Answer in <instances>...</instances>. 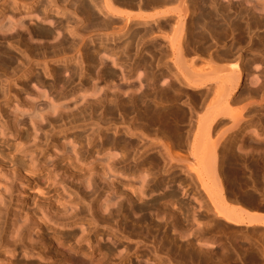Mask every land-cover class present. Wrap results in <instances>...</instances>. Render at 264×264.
<instances>
[{
	"label": "bare ground",
	"instance_id": "obj_1",
	"mask_svg": "<svg viewBox=\"0 0 264 264\" xmlns=\"http://www.w3.org/2000/svg\"><path fill=\"white\" fill-rule=\"evenodd\" d=\"M6 1H0V11L8 7ZM18 5H21L30 21L34 19L29 12L35 9L43 16L51 11L60 17H55L56 29L37 24L33 26L31 37L51 39L48 45L33 47L29 42L30 38L25 39L21 34L20 28L26 27L23 18L1 15L0 70L4 79L0 77V80L6 83L1 88V97L8 102L12 95V81L30 70L34 71L33 62L37 66L44 63L43 71L53 77L52 87L58 83L64 86L63 90L55 93V100L69 96L71 82L80 75L84 77L90 64L96 63L99 66L94 70L92 85L84 87L82 94H79L82 99L79 106L70 109L66 114L62 111L70 108L68 101L44 103L36 108L30 106L26 109L29 112L28 122L34 125L35 122L45 120L52 128H57L52 133L43 131L45 136L49 134L52 137L54 133L77 127L83 132H89L85 129L89 122L83 116L85 112L89 115L97 112L99 106L104 108L102 112L106 114L111 115L117 111L124 116L122 122L126 128L123 132L129 135L128 138L106 136L107 131L98 128L86 134L85 139L87 143H92L95 135L105 136L99 149H118L122 152V159L123 155L127 159L141 158L138 164L136 162L130 165L127 160V164L119 167L122 166L124 175L127 172L128 176H133L138 166L146 170V174L138 171L142 174L139 185L132 180L122 184L126 187L125 201L130 202L128 208L137 214L139 212L133 224L144 225L145 237L153 238V250L148 252L156 259V263L264 264V160L253 154V150L258 149L264 153V118H252L261 114V111L264 112V71L261 83H258L259 76L255 75L250 78L252 86L242 89L250 63L258 60L264 63V0H12L11 9H16ZM70 15L75 19L72 20ZM81 23L91 29L81 27ZM85 33L89 37L99 35L91 39V50L85 40ZM158 37L163 39V44L158 41ZM3 42L6 46L2 45ZM9 48L19 51L20 56L11 53ZM100 48L104 50L101 54ZM77 52L78 60L75 59ZM107 59L110 62L107 63ZM59 60L64 63V69L48 66L50 62ZM123 64H127L126 68H123ZM116 67L121 70L120 78L124 79L125 84L113 87L115 93L110 100L112 105L106 106L107 92L101 90L102 86L95 84V81L105 84L111 82L113 77L119 76L113 70ZM65 73L67 78H64ZM90 75L89 72L88 76ZM35 78L40 81L37 76ZM87 83L88 81L85 84ZM116 90L123 95H118ZM182 94L188 96V101L180 99ZM86 97H93L94 100L90 101ZM73 103L74 106L77 104L76 96ZM13 110L14 139L5 142L6 155L0 150V185L7 189L2 182L4 175L1 173L5 168L25 180L28 188L39 182L44 183L52 195L36 206H46L54 213L51 218L58 224L57 228L55 224L51 226L50 217L42 212L37 214L38 209L22 207L21 210L20 207L15 216L22 222L17 223L18 220H15L14 237L22 241L31 239L24 222L32 220L36 238L48 247L49 264L122 262L127 255L118 253V246L114 247L113 244L105 240L101 242L97 238L94 243L91 240L96 236V229H92L100 223L99 218L104 222L102 225H105L125 212V209L128 210L125 203L123 204L124 200L108 197L102 203L92 206L95 196L90 194L87 198L85 193H80L73 187L75 190L72 189V197L69 194L67 197L71 198L66 200L63 192L54 185V172L61 169L62 173L68 174L72 179L82 177L80 183L86 188L92 186L95 190L98 183L92 174L98 173L101 180L107 181L106 170L108 168L113 173L118 159L113 160L114 154L108 153L107 163L94 157L95 160L93 158L89 164L86 160L90 151L72 152L61 143L59 155L53 156L50 161H27L24 159L26 152L43 153L47 148L39 141L34 143V137L33 145L25 146L31 139L29 130L24 129L27 127V119L22 117L27 111L17 107ZM125 117L129 120L125 121ZM92 119L91 116L90 120ZM99 119L92 120V125H101ZM58 121L61 124L53 125ZM110 122L119 124L115 120ZM2 128L1 134L9 130L6 125ZM73 140L81 142V135H74ZM158 144L163 149H157ZM183 161L186 163L183 166L187 167L185 170H188L186 180L193 187L198 186L202 191L199 194L206 196V202L194 197L193 200L199 204L197 205L189 197H182L185 193L177 189L181 183L176 184L179 179L176 171L181 172L183 168L178 167V164ZM78 162L83 163L79 165ZM86 175L88 176L85 177ZM119 183L113 178L108 182L110 190L117 194L116 197L122 194L117 193ZM25 192L23 187L22 193ZM80 202L91 210L89 219L85 218L81 209L77 212L73 208ZM192 203L199 206L197 209L202 208L208 217L201 228H197L200 223L196 219L194 223L199 224L193 226L196 228L194 231L189 217V213L192 215V209L195 208ZM81 219L86 221L88 230L86 233L81 231L83 234H77L73 227L76 220ZM65 224L70 226L67 233L58 229V226ZM190 224L192 225L189 226ZM229 224L234 226L232 233L228 226V232L224 227ZM111 226L112 224L110 228H113ZM235 226L247 228L242 230L238 227L237 232L234 231ZM131 228L123 229L127 230V239L135 233L134 228ZM220 228L223 230H218ZM45 229L49 233H45ZM193 238L198 239V246L195 244L198 248L193 245ZM10 244L7 242V245ZM12 245L14 246L11 250H14L16 246ZM205 247L208 250L209 247L217 250L213 254H206ZM23 249L29 253L37 251L34 244L24 243ZM144 262L141 264H145ZM6 264L34 263H21L7 257Z\"/></svg>",
	"mask_w": 264,
	"mask_h": 264
},
{
	"label": "rangeland",
	"instance_id": "obj_2",
	"mask_svg": "<svg viewBox=\"0 0 264 264\" xmlns=\"http://www.w3.org/2000/svg\"><path fill=\"white\" fill-rule=\"evenodd\" d=\"M6 4L8 5V7L5 8L4 10L0 11V20H2V18H3V16H1V15H5V16L9 15L10 17H14V18H19V17L23 18V20L26 23V25H25L26 27L20 28L21 29V34H22V36L25 39H29L30 38L29 42L31 43V45L33 47L40 46V45H43V44H45V45L47 44L48 45V43L51 42L50 41L51 39L48 40V38H41V37H37V36L31 37L30 31L33 28V26H35V24H37L39 26H43V27L47 26L49 28L56 29L55 20H56L57 17H58L57 19H59V17H60L59 15H55L53 12L49 11L48 15L43 16L42 13H39L35 9V10H32L31 12H29V14L32 15L33 19H34V20L30 21L27 18V16L25 15V13L23 12L21 5H18L16 9H11L12 0H7ZM37 16H38V18H37ZM70 16L72 17V20L75 19L74 16H72V15H70ZM8 17H6V18H8ZM99 19H101L100 14H99ZM80 26L81 27H86V24H82ZM86 28H87V30L91 29L90 27H86ZM86 33H85V36H86L85 40H86V42L88 44V47L91 50V49H93V47H92L93 44L91 43V39L97 38L99 35L95 34V35H91L89 37L88 34H86ZM66 34L67 33H65V35ZM158 41L159 42L162 41L161 44H163V42H164L163 39H161L160 37H158ZM2 45L6 46V43L3 42ZM9 50L11 51V53L17 55L18 57L20 56V52L17 51L16 49L9 48ZM103 51L104 50L100 48L99 53L101 54V53H103ZM33 52L34 53H38V51H33ZM75 56H76L75 57V59H76L77 56H79V53L77 52L75 54ZM78 59H79V57H78ZM78 59H76V60H78ZM108 62H110V61H108V59H107V63ZM34 63L35 62L32 63V68L34 67V71L30 70V71H28V73L26 72V73L22 74L18 79H15V80L12 81V83H11V90H12L11 93H12V95H10V99L8 100L7 103L4 101V98H2L1 94H0V109H1V111H0V130H1L0 131V150L5 152L3 154L6 155V153H7V147L6 146L7 145H5L6 144L5 142L6 141H10L11 142L14 139L13 134L15 133V130H14V127H13L12 124H14L13 122L15 120V113L13 112L14 111L13 109H15L16 107L18 109H23V110L27 111L26 113L23 114L24 116L22 115V117L27 119V127H25L24 129L29 130L28 131L29 132V136L31 137V139L29 140V142H27L25 144V146L26 147H31L33 145L34 141H35L34 143H38V141H39L40 144H42L44 148L45 147L47 148L46 151H44L43 153H40L38 151H34V152H29L28 151V152H26L28 156L27 155H26L27 157L25 156V158H24L25 160L29 161V159H33V161H40L41 163L43 161L47 160L46 162H48V161H50V159L53 158V156L59 155V153H60L59 152L60 151V149H59L60 146L59 145L61 143H64L66 148L72 150V152L79 151L78 153H82V152L86 153V151L87 152L90 151L89 152V156L87 157V160L84 159V161L85 160L88 161L89 164H90V161L93 160L94 157L97 160L100 159V161L103 160V161H105L104 163H107L106 162V160H107L106 157L108 156L107 155L108 153H111V154L113 153L114 154V155L112 154L114 156L113 160H117L118 159V161H119V162L117 161L116 169H115V171L113 173L111 171H109L108 168L106 167L107 168V170H106V174L107 175H105V177L107 178V181H105L104 179L101 180V178L99 177L98 173H93L92 174V176L95 177V180L98 183V186L95 188V190L92 188V186H89L88 188L84 187V185L82 183H80L81 180L83 179L82 177L80 179L79 178L72 179V177L68 176V174L62 173L61 169L60 170L57 169L54 172L55 173L54 185L63 192V194L65 195V199L66 200H68V199H70L72 197V195H71L72 194V189H74L76 187V190L80 191V193H82V192L85 193L87 198H89L90 194L93 197L95 196L92 206H96L97 203L98 204L102 203L105 199L110 197V198H112L114 200H117V199L122 200V201L124 200L123 204L125 203L124 206L128 208L129 207L128 204H130V202L125 201L126 199L124 198L125 197L124 195H126L127 193H126V187L123 186L122 182H126L127 180H132V181H134V183H137V184L140 183L139 180H140V178L142 176L141 173H143V171L145 169H143L144 167H142V166L141 167L138 166V170L134 173L135 175L133 174V176H132L130 174L128 176L129 173L126 172V174L124 175L125 172L122 170L121 167L123 165L127 164L129 161H130V163H128V164H130V165H134V164H136V162L138 164L139 161L141 160V158L133 159V158L130 157V158L127 159L123 155V159H122V154H121L122 152L120 150H118V149H115V148H114L115 150L113 148L99 149L98 147H99L101 141H103V138L105 136H100L98 134L100 136L99 137L98 135H95V139H94V141L92 143H87V140L85 139L86 138V134H89V133H91V130L92 131L93 130H97L98 128H100L101 131H103V130L107 131L106 132V134H107L106 136H110V137H113V136L120 137L121 136V137H124V138H128L129 135L124 133L125 132V128H126L124 122H122V121H124V119H123L124 116L120 115V112L114 111L113 114L109 115V114H106L105 112H102V109H104V108L99 106L96 109L97 112L95 111L92 115H89L88 112H85V114L83 116V117L86 118V121L89 122V124L85 127V129L87 131H89V132H83V130L81 128L77 127V128L68 129L66 132L54 133V135L52 137L49 134L45 136V133L43 131H47V132L49 131V133H52L57 128H52L51 127L52 125L47 123L45 120L35 122L34 125L31 124L30 121L28 122L29 119H28L27 116L29 115V112L26 109L30 108V106H33L34 108H36L38 106L40 107V105H42L44 103L45 104H53L55 102L66 103L68 101V104H70L69 105L70 108H65L62 111V112H64L63 114H66L70 109L73 110V109H75L76 106H79L82 103V101H81L82 99H80L81 97H80L79 94L80 93L82 94L84 87H86L87 85L89 86L90 84L92 85L93 82L91 83V81L92 80L94 81L93 74L96 71V68H98L99 66L97 67L96 63L90 64L89 65V70H87L85 72L86 75L84 77H83V75H80V76L74 78L73 82H71V84H70V89L71 90L69 91V96L67 98H61L59 100H55V98H54L55 93L63 90L64 86L61 83H58L57 85L52 87L51 85H52L53 77L48 75L47 73H45L43 71L42 67L44 66V63H40V64H38V66H37V64H34ZM51 65H54V67H58L60 69H64V63L61 62V60L53 62V63L50 62L48 66L51 68ZM71 65H75V64L71 63ZM126 65L123 64V68H126ZM86 69H88V66L86 67ZM118 69L119 68H117V67L113 68L115 73L119 74V76H115L116 78L113 77L111 82H108V83L105 84L104 82H100V81L96 82L95 81V84H97V85L100 84V87L102 86L101 90H105L107 92V98L105 100L106 106L107 105H112L110 100H111V98L113 97V95L115 93V92H113V87H116V86L120 87L123 84H125L124 79L120 78L121 70H118ZM8 70L10 71V69H8ZM124 71H126V69ZM263 71H264V63L261 60H258V61H255L253 63H250L249 73L247 75H245V78H244L243 83H242V89H245L248 86L249 87L252 86V83H250V78L254 77L255 75L259 76V82L258 83H261L263 81V76H262V72ZM89 72L91 73L90 76H88ZM63 75H64V78H67V73H65ZM35 76H37L40 79V81L37 80L35 78ZM0 77H1V79H4V75H2V70H0ZM87 81H88L89 84L88 83L85 84ZM1 84H2V87H0V91H1V88L5 87L6 83L3 80H0V86H1ZM111 84L112 85L114 84V86H111ZM109 85L111 87H109ZM103 86H105V87H103ZM106 87H108V89H106ZM110 88H111V90H110ZM114 89H116V88H114ZM73 92H74V94H75V92H76V94L77 93L78 94L74 95V94H72ZM116 92H118V91L116 90ZM117 94L118 95H123L122 93L120 94V92H118ZM75 96H76V99H77V104L74 106L73 98ZM86 98H88V100H90V101L94 100L93 97H86ZM180 99L188 101V96L182 94V95H180ZM103 113H105L103 115L105 118L103 116H101ZM260 113L261 114H257L255 116H253L252 118H254V120L259 118L260 116L262 118H264V112L261 111ZM119 115L122 116V117H120ZM91 116L93 118L92 120H94V119L98 120L100 118L99 119L100 120L99 124H101V125H99L100 127L99 126L97 127L95 124L92 125L93 124L92 120H90ZM101 117H102V121H101ZM17 118H19V117H17ZM107 118H108V120L110 119L113 122L115 120V123L118 122L119 124L116 123L117 125L116 124L114 125L113 123L110 122V120L108 121ZM126 119L129 120L127 117H125V121H126ZM65 121H67V120H65ZM59 124H61V121L55 122V124H53V125H59ZM3 125L4 126L5 125L8 126L9 130H5L4 131L5 133L1 134V132L3 131V128H2ZM119 125H120V128H119ZM41 126L43 127V130H41V128H42ZM90 127H92L93 129L90 128ZM106 129H108V130H106ZM117 130H119V131H117ZM262 132L264 134V130ZM77 134L81 135V138H82L81 142L82 143L81 142L78 143V142H75V140H73L74 139V135H77ZM33 137L35 138L34 141L32 139ZM44 140L46 141V143H44L45 142ZM10 142H8V143H10ZM158 148L163 149L162 146H160L159 144L157 145V149ZM161 151H163V150H161ZM178 151L180 153H186L185 151H180V150H178ZM262 152L263 151L261 149H258L257 151L253 150V154H256L254 156H258L259 159L264 160V155H263L264 153H262ZM29 153H31V154L29 155ZM137 155H138V153L136 154V157H137ZM95 158H94V160H95ZM127 160H128V162H127ZM109 162H111V160H109ZM82 163L78 162L79 165H82ZM184 164H186L184 161L183 162H179L178 167L180 166L181 169L182 168L183 169L181 170V172H180V170L176 171L177 172V174H176L177 177H179V179L181 177L180 181L177 178L178 181H177L176 184L181 183V184H179V186L177 185L178 186L177 189H179V191L181 190L182 193H185L184 196L182 194V197H184V198H188L189 197L188 199L192 200L191 202H194L197 205H199V204L197 203V201L193 200L194 197H196V198L199 197L198 199L201 198V200H199V201H203L204 200V202H206V200H207L206 196L204 197V194H202V193H200L201 195L199 194V192L201 190H199L197 188L198 186L193 187L191 184H189V181L186 180V179H188L187 178L188 170L187 171L185 170V169H187V167H186V165L183 166ZM59 165H62V163H60ZM119 165H122V166L119 167ZM83 167H85V166H83ZM113 168L114 167H111V169H113ZM118 168H119V170H118ZM139 168L142 169V170H139ZM4 170L5 171H3V170L1 171V173H3V175H4L3 178H2L3 179L2 182L7 186V189L5 190L3 185L2 184L0 185V194H1L0 198H2V202L0 203V264H6L7 257H10L12 260H16L17 262L19 261L21 263H24V262L27 261V262H33L34 264H38V263L49 264V260H47L48 256H49V254L47 253L48 247H47V245L43 244L44 243L43 241H38L39 239L36 238V236L34 234L35 228H34V224H33L32 220H28V221L26 220L24 222V225H26V229L28 230L29 235L31 236V239L26 238L23 241L19 240V239H16L14 237V234H13V229L16 227L15 226V220H18L17 217L15 216V212H17L18 208H20V207H21V210H23L22 207L24 209H29V210L38 209V210H36L37 214L40 215V213L42 212L47 217L49 216L50 217L49 224L51 226H55L57 224V222H54L53 218H51V217H54V213H52V211H50L46 206L43 207V208H37L38 206H36L37 204H42L45 201H47L49 199V197L52 195V192H50L48 190L47 186L44 183H42V182H39L38 184H35V186L30 185L29 187H31V188H28V185H27L26 181L22 180L20 178V176H17L15 173L8 172V171H10L8 168H7V170H6V168ZM138 171H140L141 173L138 172ZM185 171H186V173H184ZM179 172H180V174H179ZM117 173H119V174H117ZM122 173H123V175H122ZM145 174H146V172H145ZM178 174H179V176H178ZM87 176L88 175H86L85 177H87ZM182 177L183 178L186 177V178H184L185 182H182V180L184 181V179ZM111 178H113L114 181H119L120 182L119 184H121V185L118 184V192L117 193L121 192L122 196L120 195V197L119 196L116 197L117 194L113 193L110 190V185L108 184V182H109V179H111ZM23 187L26 190L25 193H22V188ZM121 188H123V189H121ZM194 188H196V189H194ZM94 192H95L96 195L94 194ZM197 193H198V195H197ZM69 194L71 196L70 198H68ZM114 194H115V196H114ZM200 196H203V197H200ZM80 203H78V205L74 206L73 208L76 209L77 212H79L80 209H81L83 215H85V218L86 219L88 217L90 218L91 210L87 209L88 207H86L87 206L86 204H83V203L80 204ZM194 203H192L193 204L192 205L193 208L195 206ZM177 205L179 206V203H177ZM196 207H199V206H195V208ZM195 208L192 209L193 210L192 211V215H191V213H189L190 221L193 224V225L190 224L189 226L192 225L191 227H193V226L198 225L200 223L201 225L199 224V226L198 227L196 226V227L197 228H201L202 225H204V222L207 221L208 217L205 216L206 214H204V213H206V212L202 208H199V209H197V208L195 209ZM93 210H94V208H93ZM125 210L124 211L126 213L123 212L119 216H115V218H113L114 220L110 221L112 223L109 222L107 224V222H106L105 225H102L103 221H102L101 218H99L98 221H100V223L98 222L99 223L98 226L96 225L95 227H93L94 229H92V231H94L96 229V231H95V235L96 236H95L94 239L91 240L92 243L96 242L97 239H100L101 242L103 240H105V241L109 242L110 244H113L114 247L118 246V247H116L117 248L116 250L119 251L118 253H120L121 255L123 253L124 256L125 255H127V256H125V259L122 262H117V264H119V263L120 264H141L144 261H145L144 262L145 264H147V263L148 264H150V263L152 264L153 262H155V264H159V263H156L157 262V261H155L156 259H154L153 256H151L150 253L148 252V250H150V251L153 250V248H152V246L154 245V243L152 242L153 238L150 239V237H147V238L145 237V235L143 233V232H145L144 231V227H143L144 225L143 226L142 225L138 226L137 223H136V225H134L135 224L134 222H135V220H137V215L139 214V212L137 214V212L134 211L136 213L135 214L129 208H128L129 211L127 209H125ZM68 211H71V209H68ZM194 211L196 213H194ZM199 211L201 213H203V214L200 215L201 213H199ZM193 215H194L195 219H192V218H194V217H192ZM201 216H203V218ZM181 217H183L182 214H181ZM196 219H197V222H199L198 224L194 223V222H196ZM76 221H77L76 225L73 227L75 232H77V234L78 233L81 234L82 233L81 231H83V233H86L87 230H88L86 221L84 219H81L80 221L79 220H76ZM117 221L119 222L118 224H117ZM21 222H22V220H18L17 223H21ZM79 222L80 223L82 222V224L79 225ZM130 222H131L132 225L130 224ZM103 224H104V222H103ZM111 224H112L111 227H113V228H110ZM116 224H117V226H116ZM57 225L55 226L56 228H57ZM65 226H63V225L62 226H58V229L60 228V230H62V232L65 231V233H67L70 230V226L68 224H65ZM130 226H132V228ZM220 226H222V225H220ZM227 226H228V230L230 229L229 232L232 233L231 229L234 226L229 224V225L224 226L225 229L227 228ZM115 227L118 230H116ZM125 227H126V229H130V228L133 229L134 228V231H135L134 235H130V237H128V239L125 237L127 230L126 231L123 230ZM127 227H130V228H127ZM216 227H214V230H215ZM238 227H239V229H242V230H245L247 228V227H244V226H241V228H240V226H237V227L235 226L236 230H234L235 228L233 230L239 232ZM121 229H122V231H121ZM192 229H188V230H192V231L196 230V228L194 229V227ZM225 229H224V231H225ZM178 230L180 231V228ZM218 230H223V228H220ZM228 230L226 232H228ZM137 231L140 234H138ZM44 232L45 233H49V230L45 229ZM114 233H116L117 236H115ZM119 233H121V234H119ZM141 234H142V236H140ZM175 234L177 235L176 232H175ZM193 240H195L196 242L193 241ZM7 242H9L11 244L7 245ZM192 242H194L193 243L194 246H195L196 243H197L196 246H198V239H196V238L194 239L193 238ZM24 243H26L28 245L29 244L36 245L37 251L35 253L26 252L23 249V244ZM151 243H153V245ZM12 244H15V246H16L14 248V250H11L12 247L14 246ZM196 246H195V248H198ZM133 248H134L135 251L133 250ZM204 249H205L206 254H208V253L209 254H213L212 252L217 250L215 248H210V247H209V250L206 247ZM149 256H151V257H149ZM162 256H163V254H162ZM127 257H129V258H127ZM146 257H148V258H146ZM150 258H151V260H150ZM148 261L149 262L151 261V262L149 263Z\"/></svg>",
	"mask_w": 264,
	"mask_h": 264
}]
</instances>
